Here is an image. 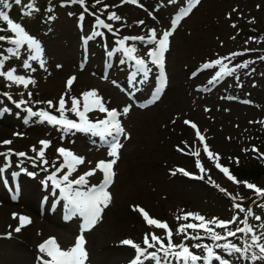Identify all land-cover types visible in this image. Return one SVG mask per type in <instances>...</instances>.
I'll return each instance as SVG.
<instances>
[{"label":"rangeland","instance_id":"374dc122","mask_svg":"<svg viewBox=\"0 0 264 264\" xmlns=\"http://www.w3.org/2000/svg\"><path fill=\"white\" fill-rule=\"evenodd\" d=\"M30 1H27V5L18 9L0 7V11L5 12L14 23L20 24L31 37L39 42L41 49L43 48L39 58L36 60L29 58L32 53L26 44L21 45L18 55H13L8 50L16 48V45L11 42L15 38V34L8 27L7 21L0 19V26L3 28L2 30L0 29V36L6 37L5 40L0 41V59L3 60V67L0 68V71L7 72L10 69H15L22 74H28V78L34 81V83H29L27 87H24V85L13 83L4 76H0V112L2 111V114H0V140L11 141L13 138H22L26 142L36 144L33 148L35 150L26 151L23 156L18 155L15 150L13 151L14 145L12 141L10 144L0 145V169L9 166V169L8 167L5 168V173L0 172V186L12 174V162L22 167H26L27 163H29V174L33 179L27 180V183L32 185H28V187L33 188L32 192L35 196L33 206L24 203L23 197L26 196L25 192L27 191L26 185L24 186L25 181L23 186L21 185L22 196L20 202L22 205L24 204L21 211L18 208L12 209L10 203L6 204L7 208L0 205V237L6 236L5 239L0 238V264H27V260L30 261V264H39L35 259V249H38L41 243L44 242L43 239L46 241L50 237L48 235L56 236L60 248L67 250L74 245L77 236L81 234V226L75 225L73 218L67 219L61 225L57 223L56 217L51 218L50 215L45 214L44 210L46 208L42 211L37 209L39 193L35 185L38 182L44 185L48 182L49 177H52V174L50 176V171L47 172L43 166L56 173L54 177L56 181H59L56 179L59 172L62 171V174L68 172L67 167H61L65 163V158L57 151L59 148H69L68 142L65 141L66 139L74 141L75 155L83 157L85 161L75 165V171L71 173L69 180L77 179L78 175L81 176L90 169H96L95 164L98 161L114 159L108 155L109 146H100L98 150L93 149L96 148V143L94 142L98 141L100 136L95 135V137L89 138V132L82 135L83 131L79 130L73 134L70 131H67L66 134L58 133L56 131L58 124L41 120L39 116H29L28 111L25 110L26 108L31 109L33 112L45 111L60 118V112L56 111V109L59 107L58 100L63 94V89L60 87L57 93L51 96L48 93L41 92L40 89L32 87L52 81L59 83L63 76L71 74L69 68L72 67V64L70 67L68 64V68L65 69L64 62L60 57L64 53L66 58L67 50L69 51L68 47L70 45L75 47L79 42V38L74 35L75 31H72V29L74 30L73 26L79 27L77 30L82 31L84 37L95 33L96 28L92 22V17L101 16L107 18L111 14L114 4L108 0H101L99 4L96 3V0H86L88 20L84 30L82 27L84 20L81 19V16L84 15V8L79 3H71V0ZM120 1L123 2V0ZM185 1L137 0L136 3L124 2L126 4L130 3L132 8L140 11V14L146 18V24L150 23L149 28L155 29L157 39L164 31H173V34L169 37L168 50L164 53V68L168 72L169 83L173 86L171 88L169 86L166 97L157 107L154 106L149 109L150 111H136L129 108L127 114H124L123 110L127 106L125 104L121 106L120 118L125 131L122 137L119 138L122 147L118 149V159L113 165L117 171L116 181L107 190L111 194V201L106 208H103L101 218L91 230L83 232L86 241L84 247L89 251L85 264H108V262H113L115 248L122 239H132L138 243L142 242L147 233H154L161 237L159 228L150 229L146 226V230L138 229V222V225L134 223V226L128 227L127 232L123 231L124 225L118 223L119 215L125 212L124 214L135 213V216H137L135 206L143 208L149 215L154 213L159 221L171 219L174 223L177 222L180 225L188 223V220L177 219L185 213H198L204 216L206 220H211L215 217L219 220L228 221L232 220L234 216L238 217L234 223L228 226L227 230L215 225H209L221 236H226L228 230L236 231L237 228L244 227V224L240 221L245 219L246 212H240L238 208L234 207L235 204H240L245 210L251 209L252 214L247 216V223L252 228L251 232H236L231 241L226 239L213 241L209 233L200 229H194L193 233L196 236H202L203 241L200 242L207 243L211 248H213L211 246L213 242L216 248V244L231 243L235 245L236 240L233 239H238L236 246L242 250L241 252H235L238 257L249 261L253 260L252 257L255 256L257 259L253 261L262 259L264 263V258H260L264 257V253L260 251V245H264V226H261L260 223L255 225L257 221L255 217H260L264 207L262 206L264 205V195H258L254 189H249L245 186V182H247L264 189V179L254 182L236 179V181L240 182L236 183L228 179L216 166L219 164L231 169L240 161L242 163L255 161L257 157L253 154V149L261 148L260 144L264 146V140L261 139L264 132V59H262L264 57V43L260 48L263 50L258 51L256 48L257 45L264 42V0H201L186 19L185 17L180 19L178 23L180 25H176L173 30L171 22L175 18V13L183 6ZM41 4L44 7L43 11L38 8ZM28 5L32 6L30 14H26L29 12ZM104 5H108L107 9L104 8ZM146 12L148 14H144ZM139 16L130 15L128 20L122 19L117 20V22L109 19L104 21L105 24L110 25V28L104 27L102 29L103 32L108 34L109 31L116 36L123 37H115L112 42H99V48L102 50L103 55L94 61L95 65L96 67L108 65V67L96 72L93 70L88 71L93 73V78L84 85L83 88L85 89L80 88L82 90L79 89V91L70 94L65 99L66 109H71V98L76 97L80 100L79 107L83 111L84 100L81 94L89 90H95L97 96L99 94L108 96L107 94H109V96L121 99L119 101H111L110 105L107 106L108 103H104L107 98L104 97L105 100H101V102L107 109H117L115 106L122 104L123 100L141 101L145 92L138 94L137 98L128 97L124 99L116 92L119 89L116 79L112 75L107 74L112 69L109 64L130 65L123 58L124 56L132 59L135 63L136 59L144 60V67L153 66V58L148 53L156 49L157 44L155 41L149 42L151 33L145 29L146 24L139 25ZM162 17L167 18V21L162 24L160 29H157L155 25L157 22H161ZM69 27L70 29H68ZM62 32L63 34H61ZM252 34L254 38L249 45L248 40ZM90 35L84 40L87 41ZM133 37H143L144 39H132ZM41 38L43 41L42 45ZM121 41H123V45H121ZM129 44L137 51H134L135 54L133 52L131 56L126 52V49L131 48ZM105 50H109L107 54H105ZM120 54L123 57H120ZM87 57L88 61L85 63L80 59L78 60L77 64H81L79 69L82 70L83 67L93 68V57L90 55H87ZM80 58L84 61L86 60L84 56H80ZM217 59L223 65H226L228 69H231V61L234 60L235 65L244 69L241 74L242 78L253 76L256 87L251 91L252 96L249 94L248 97H243L245 93L241 88L235 86L239 90L238 94V90L234 86L221 83V87L226 91L225 101L220 104L216 103L217 106L215 108L209 109V101H203L205 98L200 99L196 115L192 117L196 121V123L193 122L196 128L191 130L190 127L184 124V121L188 119V114L185 116L184 113L189 111V99L184 96L181 87L175 85L184 80V69L189 68L191 65L189 69L193 66L201 69L200 80L203 81L206 78L203 86V88H206L207 75H215L217 70L213 66L204 68L203 65L211 64ZM24 60H28L31 65L30 68L23 67ZM41 61L43 62V67H41ZM245 64H247L246 67L243 66ZM58 65L60 67H57ZM33 69L35 70L33 71ZM122 69L124 68L116 67L115 71ZM144 72H147V70ZM127 73L130 74L129 72ZM229 78L232 79V77ZM139 80L136 81L137 83H134L133 80H126L125 86L129 90L139 89L141 84ZM6 92L11 101L4 97ZM177 94H180V97L182 95L183 98H181L183 100L179 104L177 102L175 107H172L170 99ZM92 99L91 97L89 98L90 101ZM21 101L23 103H20ZM46 101H52L53 107H49ZM18 103L19 107L17 106ZM202 110L205 111L203 112ZM156 112L157 114H155ZM228 112L230 113L228 114ZM69 114L74 115L70 116ZM178 114H181L180 117H185L182 119L181 124L177 123V126L171 130L172 126L168 125V123L173 119V116ZM85 115L89 120L98 115L99 117L101 116L100 120L106 118L105 113L100 112L95 107ZM64 116L74 122H80L73 120L76 115L70 110H66ZM61 128L63 130V126ZM197 129L204 137L203 142L196 135ZM10 135L11 137H9ZM67 135H71L70 137L72 138ZM125 135L127 138H125ZM76 136L87 137V140L90 139L92 143L88 141L87 143L90 146L92 145V148L83 146L78 140L75 141L73 138ZM110 138L106 137L105 139L110 140ZM40 140L49 142L48 146L44 148L43 157L39 155V150L43 147L40 144ZM205 144L218 157L211 163L207 161L201 163L208 174L203 175L201 179L197 173L186 176L183 172L178 171L179 169H184L187 172H192L193 170L200 172L201 170L197 167L194 156L192 154L183 155L180 149H189L193 152L204 151ZM6 148L13 151V154L9 155L11 157L9 161L6 159V155H8ZM105 150H108V152H105ZM148 155L151 156L148 158L151 162L150 168L146 157ZM262 156H264V152ZM31 158L39 162H35ZM49 159L52 164H49ZM14 169L20 170L18 166ZM97 175L96 169L95 174L89 178H92V185L99 180ZM19 177L21 180L26 179L22 175H19ZM53 185L57 187L54 182ZM221 188L225 191L222 192ZM73 189H76V185H73ZM55 192L58 194V203L63 202L64 199L59 197L61 195L59 190L53 188L52 194H55ZM5 193L3 190L0 191V202L5 199ZM241 199L247 200V204H241ZM64 204L67 203L65 202ZM9 208L11 209L9 210ZM36 210L40 211L43 216L46 215V217L42 220L36 218ZM21 216L27 217L31 222L25 223L23 227H20L19 217ZM136 219V221L139 220L138 216ZM193 222L199 223L196 220H193ZM170 226L172 227L173 225ZM17 227H20V231L15 230ZM132 227H134V230H132ZM253 235L262 238L253 243ZM199 251L204 253L206 249L202 247ZM219 251H225V249H219ZM41 257H46V255ZM117 260H119V257H115V261ZM43 262L40 259V263L43 264Z\"/></svg>","mask_w":264,"mask_h":264},{"label":"snow or ice","instance_id":"6c2138e0","mask_svg":"<svg viewBox=\"0 0 264 264\" xmlns=\"http://www.w3.org/2000/svg\"><path fill=\"white\" fill-rule=\"evenodd\" d=\"M123 2H131L136 3L137 0H123ZM200 0H189V6L185 9V11L182 13V16H187L188 13L192 10L193 7H195L196 4H198ZM15 3L19 4L21 3V0H15ZM71 3H79L81 7L84 8V11L87 12L88 8L86 7V0H71ZM96 3H101V0H96ZM0 5H3L4 7H8L7 0H0ZM95 6V5H93ZM29 9V12L26 14H30L32 6H27ZM108 5H104V8L107 9ZM95 15V13H93ZM0 19L7 21L8 27L11 29V31L15 34V38L11 40L13 44L16 45L15 49H9L8 51L11 52L13 55H18V50L21 47V45L26 44L28 49L31 51L30 59L36 60L39 58L42 49L39 44V42L31 37L26 30L18 23H14L12 20L9 19V16L3 12L0 11ZM81 19H83V16H81ZM109 20H119L120 17L117 16L115 13H111L108 16ZM180 18H174L172 20V29L174 30L175 26L179 23ZM138 23H143V21H139ZM96 24L108 27L110 28V25L105 24V22L100 19L99 17H96ZM235 27V25H233ZM151 36L149 37V42L155 41L157 44V47L155 50L150 51L148 55L152 57V63H155L160 68V77H161V90L163 87L164 82V53L168 50L169 47V37L173 34L172 30H167L162 33V35L157 39V34L155 29H151ZM5 36H0V41L5 40ZM132 39H141L143 40V37H133ZM121 45H123V41L120 42ZM135 51V49L129 48L126 49V52L131 56V54ZM134 58V57H133ZM264 59V57H262ZM136 64L140 66V69L142 71H146L145 69V61L142 59H136ZM213 65H221L220 71L216 73L215 77L212 81L209 83H213L217 78H219L222 75L230 74L232 69H228L226 65H223L219 59L211 62V64H204V68L212 67ZM43 62L41 61V67H43ZM244 67L247 66V64L243 65ZM3 67V60L0 59V68ZM23 67L30 68L31 65L28 63V60H24ZM57 67H60L59 65ZM35 69H33L34 71ZM15 69H10L7 72L0 71V76H4L7 80L12 81L13 83L17 84H23L24 87H27L29 83H34V81L26 80L24 76L15 75ZM75 77H69L66 81V90H70L72 84L75 81ZM31 95V93H29ZM84 104H83V111L80 110V100L76 97H72V106L71 109L65 108V94H62L58 100L59 107L56 109V111L60 112V118H57L53 115H51L48 112L40 111V112H33L31 109H28L29 116H39L41 120H46L49 123L52 124H58L62 125L65 130L70 129H76L79 131L84 132H90L93 135L100 136L102 141H105V143H108L110 147V151L108 155L110 157H113L114 159L110 161H98L96 164V169H101L104 172V179L99 185L92 186L87 189V191H82L80 188L73 189V185L78 186H84L87 184L86 177L91 176L95 174L96 169H90L88 172L84 173L83 175L79 176L77 179L69 180V176L73 171H75V165L84 163V158L77 156L73 154L72 152L64 149L59 148L57 149L58 153L65 158V163L61 167H67L68 172L63 175L62 180L65 182V186L61 188V193L65 196V198L68 201V204L70 206V216L71 214H79L81 217H83V223L81 224V234L77 236L74 245H72L69 249L63 250L60 248L59 244L55 240V238H49L47 241L42 243L39 248L41 252H44L47 254L48 257H50L49 260H46L43 262V264H85V261L88 258V253L86 248L84 247L86 241L83 236V232L91 230L98 220L101 218V213L103 211V208H106L111 201V194L106 190L108 185L112 182V176H114V173L111 171L112 166L117 162L118 159V149L122 147V145L119 142V138L121 134H124V128L122 127L120 121L117 119V111L115 109L109 110L104 107L103 103L97 97V94L95 90H89L87 92H84L81 94ZM93 98L91 101L89 98ZM158 98V97H157ZM20 103H23L21 101ZM46 103L49 105V107H53L52 101H46ZM19 107V103L17 104ZM98 108L100 112L107 113V118L98 120L95 123H92L87 116L85 115L87 112L92 111L93 108ZM66 110H70L74 112L78 117L80 122H74L72 120L67 119L64 116V112ZM124 114H127L128 108H125ZM185 124H190V121L185 120ZM193 128H196L195 124L191 125ZM197 137L200 139L201 142H203L204 137L200 134V131L197 129L196 131ZM106 137H111V140H106ZM125 138L127 136L125 135ZM0 143L3 144H10L11 141L5 140ZM40 144L43 146L39 150V155L43 157L44 155V148L48 146V141H40ZM35 150V149H33ZM183 151L182 149H180ZM254 151L256 149H253ZM204 151L208 154L210 159H213V154L209 151L208 146L205 144ZM194 155H198V153H190ZM18 155H25L24 153H18ZM218 159V157H215ZM46 162V161H45ZM197 167L200 168L201 172L206 171L203 166L201 165L200 161L197 160ZM230 180H233L236 183H240L239 181L235 180V177H233L229 170L226 167H223L219 164L216 165ZM59 171V169H57ZM178 171L183 172L184 175H190L188 172L184 171L183 169H179ZM175 174V173H173ZM55 174H53L52 177H49V179H53V182L57 185V187L60 186V183L54 179ZM203 178V177H199ZM245 186L249 189H254L255 192L258 195H264V189H260L257 186L245 182ZM222 192L225 191L223 188L220 189ZM264 206V205H262ZM136 209H138L143 218L145 219L146 223L150 226H155L157 228H162L166 232L167 237V244L163 242L161 237L155 235L154 233H147L144 236L143 244L146 246L144 248L141 247L140 244L134 242L132 239H124L121 241L122 245L131 246L135 252L136 256L133 258L129 264H142L141 257L143 256L145 259H153L156 260V264H164L166 261L167 264H172V261L169 260V256L174 257L178 261H183L184 264H196V261L204 259L206 264H210L211 259L219 260L220 264H230L228 260H225L221 258L220 256L216 255L213 252V249L211 247H208L206 245L202 246L200 244H195L193 247L200 248L204 247L207 252V256L200 257L198 255H195L192 253L189 248L184 245L183 243L176 245L172 242V230L169 228L166 222L159 221L155 218L150 217V215L147 213L146 210L143 208H140L139 206H135ZM235 208H238L240 212H246V216L244 220H241L240 222L244 224L243 228H237L236 231L228 230L226 236H221L219 233L215 232L213 228L209 227V225H215L216 227H222L226 230L228 229V226L232 223H234L238 217H233L232 220L224 221L219 220L218 218H212L211 220H206V218L200 214H193V213H185L182 217H178L177 219H184L189 220L193 219L196 221H199V223H187L184 225H181L178 229V233L184 234L185 239H189L190 237L187 235L186 230L187 229H200L210 234V238L213 241H218L221 239H226L227 236H235L236 232H251L252 228L247 223V216L251 215V209L245 210L243 207H241L240 204H235ZM15 215V214H14ZM70 216L68 218H70ZM257 220L261 219L260 217H255ZM20 219V227H23L25 223H30L31 221L27 217H19ZM20 227H17L15 230L20 231ZM262 237H257L255 235L252 236L253 243H256L259 239ZM191 239L199 240L201 239L200 236H194L191 237ZM156 244H159L160 247L157 249V252L163 251V257H158L156 252L148 253L147 249L155 247ZM218 247H223L225 251H228L229 254L232 252H241L242 250L234 244H224V245H218ZM180 248V251H174V249ZM260 251L264 253V245H260ZM147 253V255H145ZM264 258V257H260ZM253 260L257 259V257L253 256Z\"/></svg>","mask_w":264,"mask_h":264},{"label":"bare ground","instance_id":"6f19581e","mask_svg":"<svg viewBox=\"0 0 264 264\" xmlns=\"http://www.w3.org/2000/svg\"><path fill=\"white\" fill-rule=\"evenodd\" d=\"M108 1H110L112 4H114V6H113V8H112V12H110V13H115L117 16H119L120 17V19L119 20H122V19H126V20H128V18L130 17V15H131V13H135V15L136 16H139V14H140V11L139 10H134V9H132L131 7H130V3H124V2H121L120 0H117V1H115V0H108ZM136 7V6H135ZM83 13H84V15H82L83 16V28H84V30H85V28H86V24H87V15H86V12L85 11H83ZM104 15V14H103ZM96 17L97 16H93L92 17V22L94 23V25H95V28H96V32L95 33H92L91 35H90V37H89V39L87 38V41L86 40H84V42H85V44H86V53H87V55H90L91 57H93V60H92V62L94 63V65H93V68H98V67H96V65H95V62L94 61H96L100 56H102L103 55V52H102V50H100V48H99V42H101V41H104V42H112L113 40H114V38L115 37H112V36H110L109 34H106L105 32H103L102 31V29L104 28L103 26H100V25H97L96 24ZM100 19H102L103 21H105L106 19H108V16H107V18L106 17H101V16H98ZM133 18V17H132ZM118 20V21H119ZM138 20L139 21H143V23L141 24H139V25H143V24H146L147 22H145L146 21V18L143 16V15H141L140 14V16H139V18H138ZM137 20V21H138ZM155 20V19H154ZM153 20V21H154ZM112 21V20H111ZM114 22H117V20H113ZM132 21V20H131ZM148 21H150V20H148ZM158 23V22H157ZM156 23V24H157ZM150 24V23H149ZM149 24H146V26H149ZM151 25H154V24H151ZM145 26V25H144ZM156 26V25H155ZM74 27V30L72 29V31H75L74 32V35H80V34H82V31H79V30H77L79 27H77V26H73ZM143 27V26H142ZM141 27V28H142ZM68 29H70V27L68 28ZM153 29V28H152ZM77 32V33H76ZM61 34H63V32L61 33ZM104 36H106V37H104ZM89 41H90V45H89ZM116 41V40H115ZM263 41H264V39H263ZM47 43V42H46ZM264 42H261L259 45H257L256 46V48L258 49V50H260V48H261V45L263 44ZM69 51L67 50V56H66V58H65V54L64 53H62V55H61V59H62V61L64 62V68L65 69H67L68 68V64H69V67H70V65L72 64V67L71 68H69V72L71 73L69 76H63L62 78H61V80L59 81V83H57V82H49V83H41V84H37V85H35V86H33L32 88H34V89H40L41 90V92H44V93H48L49 95H51V96H53L54 94H56L57 93V91L60 89V87L63 89V94H65V99H67L68 97H69V95L70 94H72V93H75V92H77L80 88H83L84 87V85L85 84H87L89 81H90V79H91V77H92V75L90 76L89 75V73H86V71H81V69H79L80 68V66H81V64H77V62H78V60L80 59V55H79V51H80V46L79 47H72V45H70L69 47ZM43 49V48H42ZM109 50H105V54H107V52H108ZM255 51V50H254ZM240 52V51H239ZM239 52H237V53H239ZM114 54V53H113ZM240 57V56H239ZM32 60V59H31ZM81 60V59H80ZM78 67H77V66ZM113 65H116V64H113ZM123 67H125V68H128V67H130V65H127V66H125V65H123ZM90 68V67H89ZM124 75H129L127 72H124L123 73ZM15 75H20V76H24L25 77V79L26 80H31V79H29L28 78V74H22V73H20L19 71H15ZM69 77H75L76 79H75V81H74V83L72 84V86H71V88H70V90H66V81L68 80V78ZM12 82V81H11ZM127 82V81H126ZM19 85H23V84H19ZM139 100V99H138ZM182 98L180 97V94H177V95H175L174 97H172L171 99H170V103H171V106L172 107H175V105H177V104H179L180 102H182ZM178 102V103H177ZM177 103V104H176ZM137 104V103H136ZM145 111H150L149 109L148 110H145ZM155 114H157V112L155 113ZM98 120H100V117H98V118H94L93 120H91L90 119V121L92 122V123H95L96 121H98ZM83 133V134H82ZM81 134L82 135H84V133L86 134V132H82ZM80 139H83V138H85V137H83V136H81V137H79ZM94 139V138H93ZM11 141L13 142V145H14V149H13V151L15 150L17 153H25L26 151H28V152H31L32 150H33V148H34V146L36 145V144H34V143H29V142H26L25 141V139H22V138H18V139H11ZM41 141V140H40ZM90 142V143H92V141L90 140V139H88L87 140V138H86V142ZM95 143V142H94ZM90 145V144H89ZM92 146V145H91ZM46 163H48V162H46ZM49 164H52V162L50 161V159H49ZM43 167H45V170L47 171V172H49L50 171V176H51V174H52V176H53V174H55L56 175V173H53V171H51L49 168H47L46 166H43ZM45 170H43L44 172H46ZM46 172V173H47ZM67 173V172H66ZM47 175H48V173H47ZM57 177L58 178H56L57 180H59V181H62L61 180V177H62V171L61 172H59V175H57ZM71 179V178H70ZM92 179V178H91ZM26 181V182H25ZM49 181H53V179H49ZM58 181V182H59ZM25 182V184H24V186L27 184V180L26 179H24V180H21V185L23 186V183ZM93 183V182H92ZM96 183V182H95ZM30 185V184H29ZM30 186H32V185H30ZM93 186V185H92ZM26 189H27V191L25 192L26 193V196L25 197H23V199H24V203H27V204H29L30 206H33V202H34V200H35V196H34V194H33V192H32V187L31 188H29L27 185H26ZM60 192V191H59ZM61 193V192H60ZM21 196H22V194H21ZM59 197L61 198V195H59ZM12 200H14V199H12ZM62 201V200H61ZM6 204H8V203H6ZM11 208H9V210H10ZM125 213V212H124ZM122 214V215H119L120 217H119V220H118V223L120 224V225H124V230L123 231H125V232H127V230H128V227H130V226H133V224L136 222V217L137 216H135V214L134 213H129V214ZM44 214V213H43ZM46 217V215L44 216V218ZM27 226V225H26ZM39 226V225H38ZM146 226L147 225H145V224H143L142 222H139V227H138V229H142V230H146ZM169 227H171L170 225H168ZM40 228V227H39ZM137 229V230H138ZM132 230H134V227H132ZM139 235H140V233H139ZM51 237V236H50ZM141 238V237H140ZM45 239H43V241H44ZM122 240H124V239H122ZM121 240V241H122ZM121 241H119V245H117V247L115 248V251H114V253H115V257H119V260H117V261H115V257H114V259H113V262H108V264H129V262L133 259V258H135V256H136V252H135V250L134 249H132L130 246H127V245H122L121 244ZM135 242V241H134ZM137 243V242H136ZM42 244V243H41ZM138 244H140L141 245V247L142 248H144V247H146L144 244H143V240H142V242L140 241V242H138ZM157 250V244L155 245V247H153V248H149V249H147V252L148 253H151V252H154V251H156ZM35 251H36V256H35V259L37 260V263H39V264H41L40 263V259L41 260H43V261H46V260H49L48 258V256H47V254L46 253H44V252H41L40 251V248H38V249H35ZM43 255H46V257H41V256H43ZM145 255H147V253L145 254ZM122 257V258H121ZM125 257V258H124ZM141 261H143L144 260V257L142 256L141 258ZM27 264H30V261L29 260H27Z\"/></svg>","mask_w":264,"mask_h":264},{"label":"trees","instance_id":"16d2710c","mask_svg":"<svg viewBox=\"0 0 264 264\" xmlns=\"http://www.w3.org/2000/svg\"><path fill=\"white\" fill-rule=\"evenodd\" d=\"M236 173L243 178L256 180L259 179L260 176H264V168L252 166L245 169H240L239 171H236Z\"/></svg>","mask_w":264,"mask_h":264}]
</instances>
